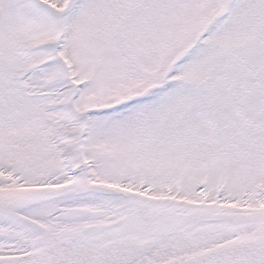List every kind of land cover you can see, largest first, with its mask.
<instances>
[{"label":"snow or ice","instance_id":"6c2138e0","mask_svg":"<svg viewBox=\"0 0 264 264\" xmlns=\"http://www.w3.org/2000/svg\"><path fill=\"white\" fill-rule=\"evenodd\" d=\"M0 264H264V0H0Z\"/></svg>","mask_w":264,"mask_h":264}]
</instances>
